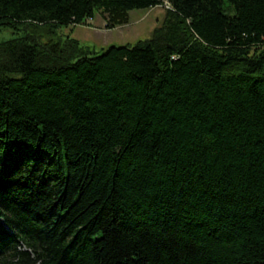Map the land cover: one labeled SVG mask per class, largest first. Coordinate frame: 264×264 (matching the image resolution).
Returning a JSON list of instances; mask_svg holds the SVG:
<instances>
[{
	"label": "trees",
	"instance_id": "trees-1",
	"mask_svg": "<svg viewBox=\"0 0 264 264\" xmlns=\"http://www.w3.org/2000/svg\"><path fill=\"white\" fill-rule=\"evenodd\" d=\"M169 8L99 52L34 37ZM0 264H264V0H0Z\"/></svg>",
	"mask_w": 264,
	"mask_h": 264
},
{
	"label": "rangeland",
	"instance_id": "rangeland-1",
	"mask_svg": "<svg viewBox=\"0 0 264 264\" xmlns=\"http://www.w3.org/2000/svg\"><path fill=\"white\" fill-rule=\"evenodd\" d=\"M169 5L166 1L157 7L147 10H133L129 12L128 22L113 29L106 27L105 20L98 13L93 19H87L78 25L61 27L48 34L45 29L38 30L34 37H41V41L49 38L60 40H74L90 50L100 51L110 45L134 44L139 40L149 38L156 27L163 21ZM20 33H13L11 29L0 31V42L19 37Z\"/></svg>",
	"mask_w": 264,
	"mask_h": 264
}]
</instances>
